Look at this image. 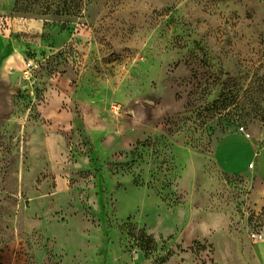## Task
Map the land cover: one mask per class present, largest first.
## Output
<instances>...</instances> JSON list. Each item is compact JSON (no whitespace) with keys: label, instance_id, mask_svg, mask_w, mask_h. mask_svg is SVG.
<instances>
[{"label":"rangeland","instance_id":"1","mask_svg":"<svg viewBox=\"0 0 264 264\" xmlns=\"http://www.w3.org/2000/svg\"><path fill=\"white\" fill-rule=\"evenodd\" d=\"M0 32V264H258L264 0H0Z\"/></svg>","mask_w":264,"mask_h":264},{"label":"crops","instance_id":"2","mask_svg":"<svg viewBox=\"0 0 264 264\" xmlns=\"http://www.w3.org/2000/svg\"><path fill=\"white\" fill-rule=\"evenodd\" d=\"M8 51L9 50L7 47V42L5 40V37L0 32V67L4 63L5 58L8 56ZM262 151L255 153V156L257 154L260 155L262 153ZM214 161H215V163H217L216 160H214ZM247 164H248V167L245 168L246 172L251 173L252 175L259 177L260 174L257 173L258 172L257 166L253 163L252 164L247 163ZM224 167H225V163H224ZM259 181H261V180L259 179ZM261 183H263V184H261V186H262V188H264V182L261 181ZM253 253H254V256H255L257 263L258 264H264V240L256 241L255 245L253 246Z\"/></svg>","mask_w":264,"mask_h":264},{"label":"built area","instance_id":"3","mask_svg":"<svg viewBox=\"0 0 264 264\" xmlns=\"http://www.w3.org/2000/svg\"><path fill=\"white\" fill-rule=\"evenodd\" d=\"M27 69H32L34 66H33V64L31 63V61H29L28 63H27ZM256 239L257 240H260L261 239V237L260 236H256Z\"/></svg>","mask_w":264,"mask_h":264}]
</instances>
